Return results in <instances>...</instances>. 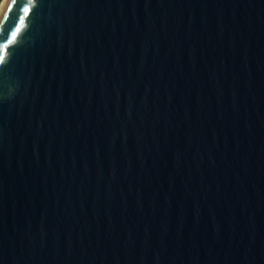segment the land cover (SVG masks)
Returning <instances> with one entry per match:
<instances>
[{"label": "water", "instance_id": "1", "mask_svg": "<svg viewBox=\"0 0 264 264\" xmlns=\"http://www.w3.org/2000/svg\"><path fill=\"white\" fill-rule=\"evenodd\" d=\"M27 5L0 9V264H264V0Z\"/></svg>", "mask_w": 264, "mask_h": 264}, {"label": "snow or ice", "instance_id": "2", "mask_svg": "<svg viewBox=\"0 0 264 264\" xmlns=\"http://www.w3.org/2000/svg\"><path fill=\"white\" fill-rule=\"evenodd\" d=\"M42 2V0H41ZM36 3V0H28V5L24 6L22 9L23 15L19 16V24H24L26 18L33 12V5ZM12 4H16V0H12ZM11 11V6L9 8ZM22 29L19 25H17L14 30L11 31L10 36H2L0 39H3V43H0V68L6 67L7 50L10 46L14 44L17 40V37L21 33Z\"/></svg>", "mask_w": 264, "mask_h": 264}, {"label": "bare ground", "instance_id": "3", "mask_svg": "<svg viewBox=\"0 0 264 264\" xmlns=\"http://www.w3.org/2000/svg\"><path fill=\"white\" fill-rule=\"evenodd\" d=\"M5 2H6V0H3V1H2V4H1L2 9H3V6H4Z\"/></svg>", "mask_w": 264, "mask_h": 264}, {"label": "trees", "instance_id": "4", "mask_svg": "<svg viewBox=\"0 0 264 264\" xmlns=\"http://www.w3.org/2000/svg\"><path fill=\"white\" fill-rule=\"evenodd\" d=\"M2 1H3V0H0V9H1V4H2Z\"/></svg>", "mask_w": 264, "mask_h": 264}]
</instances>
